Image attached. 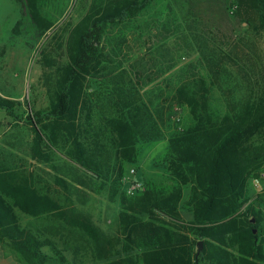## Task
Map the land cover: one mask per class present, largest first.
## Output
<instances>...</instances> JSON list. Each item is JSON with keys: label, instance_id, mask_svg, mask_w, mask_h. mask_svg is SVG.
<instances>
[{"label": "trees", "instance_id": "1", "mask_svg": "<svg viewBox=\"0 0 264 264\" xmlns=\"http://www.w3.org/2000/svg\"><path fill=\"white\" fill-rule=\"evenodd\" d=\"M15 1L38 37L48 38L36 59L43 69L44 102L42 107L36 98L26 102L31 159L49 163L59 153L108 185L111 198H119L113 237L87 216L75 215L74 226L86 235L95 259L101 264H264V194L251 195L249 189L264 171V85L244 69L245 93L236 99L232 93L221 110H213L209 86L218 84L221 59L208 63L215 78L182 82L168 104L149 99L131 77H122L126 71H115L112 56L120 47L107 52L106 44L111 29L133 22L158 0H90L74 24L62 16L59 24L53 21L45 11L50 0ZM233 5L234 16L260 33L264 44V0H234ZM92 82L111 87L96 92ZM17 107L0 96V110L9 117L16 118ZM182 109L188 111V125L174 120ZM163 138L168 149L162 163L172 184L146 183L127 195L121 183L125 165L136 162L140 144ZM57 208L29 175L0 167V242L26 264L53 260L42 250L46 241L21 227L15 210L38 217ZM183 210L191 219H183ZM53 251L60 263L66 261Z\"/></svg>", "mask_w": 264, "mask_h": 264}, {"label": "rangeland", "instance_id": "2", "mask_svg": "<svg viewBox=\"0 0 264 264\" xmlns=\"http://www.w3.org/2000/svg\"><path fill=\"white\" fill-rule=\"evenodd\" d=\"M233 2L158 0L133 22L109 31L106 51L120 47L112 56L118 66L115 71L118 74L126 71L122 77H131L141 94L168 104L169 96L182 82L198 77L215 78L216 70L209 71L208 63L222 59L218 84L209 86L213 110H221L225 98L232 93L235 99L245 93L249 85L244 79L246 76H242L244 69L253 75V82L258 80L263 86L261 34L234 16ZM89 4L90 0H50L45 11L53 21L62 16L63 22L74 24L86 13ZM17 23L20 24L17 26ZM47 39L38 37L21 4L15 0H0V96L18 103L16 118L0 110V121L4 122L0 129V167L18 170L25 177L29 175L38 192L49 195L51 202L58 206L49 214L33 217L36 219L30 223L32 216L25 215L21 219L23 225L40 232L36 236L46 241L42 250L53 262L101 264L95 259L86 235L74 226L79 221L75 215L87 216L94 227L113 237L118 227L119 198H111L108 185L90 178L59 153L44 164L30 157L33 131L26 121V102L39 99L38 107L44 102L43 69L36 59ZM240 59L245 61L242 63ZM92 83L91 90L100 93L107 90V86L111 87L107 82ZM178 118L182 120L181 125H188V111H177L174 120ZM167 149L166 138L138 146L137 160L125 165L121 180L126 194L134 182L140 183L142 190L146 183L172 184L162 163ZM187 192L186 189L184 200ZM251 192L252 195L260 193L255 187ZM182 217L189 220L191 214L183 210ZM53 248L65 257V262L56 259ZM115 249L120 252V247Z\"/></svg>", "mask_w": 264, "mask_h": 264}, {"label": "crops", "instance_id": "3", "mask_svg": "<svg viewBox=\"0 0 264 264\" xmlns=\"http://www.w3.org/2000/svg\"><path fill=\"white\" fill-rule=\"evenodd\" d=\"M3 123H4L3 120H1L0 121V129H2ZM28 126H29V124H28ZM15 171H18V170H15ZM251 189H253L252 180L250 181V193H252ZM259 191H260V194L261 193H262V195L264 194V181L261 183V186L259 187ZM15 214L19 220V224L21 225V227L29 230L34 235H40L39 231L34 232L32 229H30L26 225L22 224L21 219H22V216H25V214L21 213L18 210H15ZM32 219H36V218L31 217V220H29V223L32 222ZM0 264H26V263L20 258V256L18 254L11 251L5 244L0 242ZM47 264H57V263L53 262V263H47Z\"/></svg>", "mask_w": 264, "mask_h": 264}, {"label": "built area", "instance_id": "4", "mask_svg": "<svg viewBox=\"0 0 264 264\" xmlns=\"http://www.w3.org/2000/svg\"><path fill=\"white\" fill-rule=\"evenodd\" d=\"M263 181H264V171H261L258 173V176L252 180V185L255 188H259ZM140 190H142L140 183L134 182V183H131L129 188L127 189V194L134 195L137 191H140Z\"/></svg>", "mask_w": 264, "mask_h": 264}, {"label": "water", "instance_id": "5", "mask_svg": "<svg viewBox=\"0 0 264 264\" xmlns=\"http://www.w3.org/2000/svg\"><path fill=\"white\" fill-rule=\"evenodd\" d=\"M201 249H202V245H201V242H199V243H198L197 254L200 253Z\"/></svg>", "mask_w": 264, "mask_h": 264}]
</instances>
